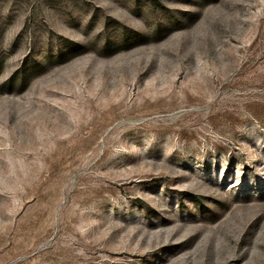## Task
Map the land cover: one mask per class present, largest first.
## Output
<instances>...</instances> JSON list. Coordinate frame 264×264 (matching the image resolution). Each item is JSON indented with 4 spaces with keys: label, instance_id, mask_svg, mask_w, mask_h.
<instances>
[{
    "label": "rangeland",
    "instance_id": "obj_1",
    "mask_svg": "<svg viewBox=\"0 0 264 264\" xmlns=\"http://www.w3.org/2000/svg\"><path fill=\"white\" fill-rule=\"evenodd\" d=\"M0 264H264V0H0Z\"/></svg>",
    "mask_w": 264,
    "mask_h": 264
},
{
    "label": "bare ground",
    "instance_id": "obj_2",
    "mask_svg": "<svg viewBox=\"0 0 264 264\" xmlns=\"http://www.w3.org/2000/svg\"><path fill=\"white\" fill-rule=\"evenodd\" d=\"M238 260V259H237ZM239 262V261H238Z\"/></svg>",
    "mask_w": 264,
    "mask_h": 264
}]
</instances>
